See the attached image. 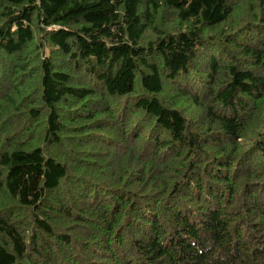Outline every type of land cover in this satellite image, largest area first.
I'll return each instance as SVG.
<instances>
[{"label":"trees","instance_id":"obj_1","mask_svg":"<svg viewBox=\"0 0 264 264\" xmlns=\"http://www.w3.org/2000/svg\"><path fill=\"white\" fill-rule=\"evenodd\" d=\"M0 264H264V0H0Z\"/></svg>","mask_w":264,"mask_h":264}]
</instances>
